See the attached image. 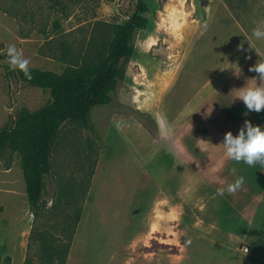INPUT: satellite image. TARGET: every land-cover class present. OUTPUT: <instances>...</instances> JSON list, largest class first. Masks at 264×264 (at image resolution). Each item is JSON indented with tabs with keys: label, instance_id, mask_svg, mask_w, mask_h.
Listing matches in <instances>:
<instances>
[{
	"label": "rangeland",
	"instance_id": "obj_1",
	"mask_svg": "<svg viewBox=\"0 0 264 264\" xmlns=\"http://www.w3.org/2000/svg\"><path fill=\"white\" fill-rule=\"evenodd\" d=\"M210 1L148 0L150 24L134 35L135 55L123 66L112 103L92 111L95 135L68 122L54 141L52 173L44 179L36 217L20 156L0 148V264H47L43 247L52 242L43 237L62 242L64 221L79 208L66 264H262L259 229L245 255L217 246L181 222L167 225L154 208L160 192L149 176L150 152L172 143L159 136L162 123L173 128L174 145L181 144L183 130V121L165 111L172 100L165 89ZM254 1L237 10L243 21L254 22L251 26L264 17V0ZM137 2L0 0V129H12L22 109L36 111L51 100L49 91L17 78L9 66V46L29 60V68L58 74L83 68L104 54L113 37L111 26L130 19ZM151 165L159 167L160 160ZM181 181L174 177L171 187L179 189Z\"/></svg>",
	"mask_w": 264,
	"mask_h": 264
},
{
	"label": "crops",
	"instance_id": "obj_2",
	"mask_svg": "<svg viewBox=\"0 0 264 264\" xmlns=\"http://www.w3.org/2000/svg\"><path fill=\"white\" fill-rule=\"evenodd\" d=\"M256 2L208 3L207 15L188 36L180 68L172 72L165 89L172 99L166 113L183 121L181 144L174 145L173 128L162 123L159 136L172 138V143L151 151L148 163L150 179L160 192L154 203L156 217L167 225L181 222L219 247L247 245L250 251L252 233L259 229L264 234V165L250 167L227 159L221 143L227 132L238 134L246 120L264 127V110L248 111L236 98L237 89L259 83L258 74L249 69L264 60V40L251 35L257 24H264V17L251 26L254 22L243 21L237 11ZM158 160L159 167H153ZM140 162L147 168L143 157ZM237 176L244 177L242 187L218 195L217 188H226ZM174 177L182 180L179 189L171 187Z\"/></svg>",
	"mask_w": 264,
	"mask_h": 264
},
{
	"label": "trees",
	"instance_id": "obj_3",
	"mask_svg": "<svg viewBox=\"0 0 264 264\" xmlns=\"http://www.w3.org/2000/svg\"><path fill=\"white\" fill-rule=\"evenodd\" d=\"M147 2L148 0H138L130 19L123 24L111 26L112 40L106 45L104 54H99L95 62L80 69L68 68L61 74L29 68L31 79L26 78L23 71L15 70L19 80L49 91L51 97L50 102L41 109H22L12 129H0V148L8 147L21 158L26 195L34 217L40 211L44 179L52 173L54 141L68 122L95 133L92 111L95 107L112 103V94L124 76L123 66L135 55L134 35L150 24ZM80 210H77L74 217H66L62 242H58L54 236L43 237L44 242H52L43 247L47 264H66L80 220Z\"/></svg>",
	"mask_w": 264,
	"mask_h": 264
},
{
	"label": "clouds",
	"instance_id": "obj_4",
	"mask_svg": "<svg viewBox=\"0 0 264 264\" xmlns=\"http://www.w3.org/2000/svg\"><path fill=\"white\" fill-rule=\"evenodd\" d=\"M251 35L257 41L264 40V24H257L252 29ZM7 57L11 68L23 71L25 77L31 79L29 60L17 50L15 45L8 47ZM249 71L258 74L255 79L259 83L256 86H244L237 89L236 98L243 101L248 111L260 112L264 110V60L259 59ZM221 144L226 158L231 161L243 162L250 167L257 164L264 165V127L260 125H253L251 121L246 120L238 134L233 135L232 132H227ZM230 172L235 173L236 169L231 168ZM243 183L244 177L237 176L234 181L227 184L226 188H217V193L221 196L225 194V191L233 194L242 187Z\"/></svg>",
	"mask_w": 264,
	"mask_h": 264
},
{
	"label": "built area",
	"instance_id": "obj_5",
	"mask_svg": "<svg viewBox=\"0 0 264 264\" xmlns=\"http://www.w3.org/2000/svg\"><path fill=\"white\" fill-rule=\"evenodd\" d=\"M237 251L242 253V254L247 255L248 253H250V248L247 245H243V246L241 245V246L237 247Z\"/></svg>",
	"mask_w": 264,
	"mask_h": 264
}]
</instances>
